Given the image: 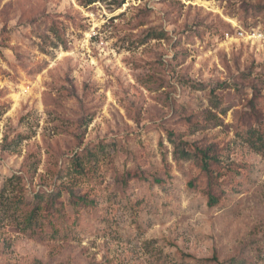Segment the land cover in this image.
Here are the masks:
<instances>
[{"label": "rangeland", "instance_id": "rangeland-1", "mask_svg": "<svg viewBox=\"0 0 264 264\" xmlns=\"http://www.w3.org/2000/svg\"><path fill=\"white\" fill-rule=\"evenodd\" d=\"M262 33L264 0H0V264H264Z\"/></svg>", "mask_w": 264, "mask_h": 264}, {"label": "trees", "instance_id": "trees-1", "mask_svg": "<svg viewBox=\"0 0 264 264\" xmlns=\"http://www.w3.org/2000/svg\"><path fill=\"white\" fill-rule=\"evenodd\" d=\"M252 131L255 130H247L246 134L248 138L252 137L254 133H251ZM254 143L257 146L258 150H261L264 147V139H263V133L259 132L257 137L254 138ZM197 150V168L199 170L198 174L196 177H194L190 181V185L192 187L195 186V181L196 179L199 178L200 174H205L207 178V189L205 190V194L208 197L209 204L211 206L219 204L221 202V197L222 194L221 192L224 191V188L222 186L225 184L226 177L231 171V169L226 166L225 162L219 155V153H216L211 146L208 148H202L198 147L196 148ZM180 152V155L182 157H188L190 156V151L180 149L178 150ZM224 176H226L224 179H222ZM69 192H70V198L71 202L76 208H82L85 206H88L89 203L92 202V200L88 199V196L86 194L84 195H76L74 193V190L70 189L73 187L68 186ZM235 189V188H233ZM60 197V192L54 191L52 193H49L46 199V204L45 206H41V201L43 200V197H41L40 194L36 195V200L34 207L32 211L30 212L28 216V221L29 223H32L38 219L40 213L39 211L45 210V214L42 216L43 218H51L52 215L55 213L57 209H60L62 203H58ZM215 260V258H206L203 260V262H212Z\"/></svg>", "mask_w": 264, "mask_h": 264}, {"label": "built area", "instance_id": "built-area-1", "mask_svg": "<svg viewBox=\"0 0 264 264\" xmlns=\"http://www.w3.org/2000/svg\"><path fill=\"white\" fill-rule=\"evenodd\" d=\"M239 34L240 35H247L249 38H254V37H256L257 36V33H252V34H248L246 31H244V30H241V31H239ZM264 35V33H262L261 34V36H263Z\"/></svg>", "mask_w": 264, "mask_h": 264}]
</instances>
